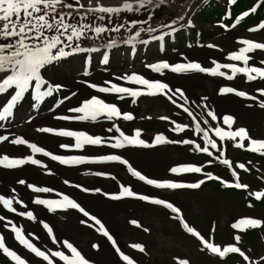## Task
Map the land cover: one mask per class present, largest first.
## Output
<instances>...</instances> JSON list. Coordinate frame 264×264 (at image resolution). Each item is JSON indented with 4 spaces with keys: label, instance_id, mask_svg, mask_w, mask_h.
<instances>
[{
    "label": "snow or ice",
    "instance_id": "6c2138e0",
    "mask_svg": "<svg viewBox=\"0 0 264 264\" xmlns=\"http://www.w3.org/2000/svg\"><path fill=\"white\" fill-rule=\"evenodd\" d=\"M201 2L206 4L207 0H201ZM234 2L235 0H227L228 5H232ZM259 3L260 0H257V4L252 8L239 13L231 24L226 19L230 16V11H225L218 22V27L224 30L230 27L234 28L236 22L254 12ZM171 9V0H120L117 4H105L102 0H86V3L83 0H0V98H2L0 99V129L5 128V122L15 119L16 110L25 99L29 101L32 112L38 111L43 103L51 101L48 111L52 112L64 106L66 101L76 98L81 90L73 91L65 83L55 82L52 79V72L70 60H78L79 66L74 69L78 77L75 82L86 86V89L91 91H86L75 106L67 107L66 114L55 115L53 119L81 123L107 121L110 122V126L106 131L113 134L108 136L91 134L87 130H76L69 126H43L36 128L35 131L48 134L53 138H70L71 143H58L57 145L59 149L65 150H85L89 147H108L112 150H120L128 147L152 148L163 145H185L189 153L202 154L209 158L205 161L208 165L218 159L219 163L228 166L231 179H222L219 175L206 171L204 164L199 162L180 163L169 167L167 172L173 174V178H149L141 170H137L122 154L116 152L98 155L54 154L45 147L30 142L22 135H13L9 139L10 134H0V142L23 146L30 154L20 156L0 154V167L11 170L24 165H32L43 168L51 174V169L42 162V159L36 158V154H40L52 162L69 167L113 162L122 165L126 173L136 181L158 190L198 189L208 180H217L225 187L247 190L248 186L239 182L235 169L244 171H248V169L245 164L239 161L233 164L229 159L224 158L225 153L222 146L227 141L235 147L264 155V137L254 138L245 127H234L235 118L230 114L222 116V124L218 123L213 126L212 122L218 120L219 114L208 106L207 96L200 97L198 102L189 101L180 87L172 88L162 79L146 77L134 70H125L120 74L112 73V78L104 79L102 83L92 82L90 79L94 62L98 65H109L112 58L110 50L118 51L119 45L131 46V53H135L138 51L137 45H149L150 42H157L158 50L164 51L163 45L159 42L165 41L173 34H178L180 29L194 27L192 18ZM157 12L161 16H166L167 19L166 22L159 20L153 26L152 22L157 20ZM246 30L250 33L264 30V20ZM111 33L121 34V38L117 39L112 36L105 42L106 34ZM123 33H127V38H122ZM144 34L147 35L142 39ZM89 41L92 43L89 44ZM236 44L239 46L224 54L227 62L211 59L210 66H205L200 61L188 59L183 53H180L181 59L176 62H171L167 58H157L153 62L144 63L143 68L160 76L165 73L177 75L193 73L222 78V81L227 82H233L237 77L245 83L264 82V58H259L256 64L250 63L257 51L264 52V42L237 37ZM200 46L209 49L219 48L212 42ZM188 47H192V45H188ZM221 52H223L222 49ZM103 71L107 72L108 68L105 67ZM255 91L260 94L259 99L247 90H240L229 83L221 82L217 87V95H234L238 98L249 99L257 102L256 106L264 110V88H256ZM65 92L67 94H64ZM142 95L162 96L177 109H182V112L187 114V117L190 118L187 124L177 122L166 115L159 117L162 121L170 122L172 126L168 131L177 134V138H169L163 132H157L151 136L150 141H146L141 138L140 129H132L130 133L122 130L118 122L121 120L128 122L134 117L131 112L122 110L117 102L130 98V102L136 104ZM107 97L112 99L109 100ZM190 104H195L196 108L201 110L200 113L194 112L189 106ZM252 106L249 105V107ZM33 119L34 116L29 114L25 122ZM225 125L227 128L224 127ZM181 134L195 138L181 139L179 138ZM214 153H219V156H215ZM84 174L110 177L116 182L118 190L109 192L102 191L99 187H83L79 183H71L68 179H64L63 184L82 192L100 193L111 200L133 198L151 205L161 206L173 214L172 219L178 222V227L184 233L194 238L200 252L220 259L226 258L229 254H235L243 264H264V254H253L255 255L253 258V255L242 250L239 246L240 235H233L234 242L217 244L214 240V231L201 234L186 221L179 207L167 198H161L159 193L144 194L134 191L130 184L121 183L110 171ZM186 174H201L202 178L191 181L178 178ZM16 183L26 185L27 189L36 194L54 191L51 187L36 186L27 183L24 179H19ZM11 193L0 194V209L26 218L28 221H35L36 216L32 210H17L15 205H23V201L15 195V188L11 189ZM247 194L257 201L264 198V190H249ZM56 196V199H45L35 195L32 197V203L42 206L48 213L69 209L81 213L88 218V220H80L81 224L93 221L94 223L89 224V227L99 226L96 227V231L106 237L111 244L118 257V264H136L134 259L121 251L112 235L96 216L86 211L70 194L57 192ZM24 206L26 207V205ZM248 206L251 207V204ZM0 222H4L3 228L8 233L7 237L0 234V257L3 258L0 264H29V261L18 254L17 250H13L7 245L8 238L14 240L21 249L37 258V264H94L67 239L58 241L52 227L43 220L39 223L46 232L47 238L53 246L59 244L55 250L47 245L43 249L38 247L33 242L40 240L38 235L31 231L25 234L23 225L14 223L5 215H0ZM129 223L137 227L140 226L135 219ZM230 227L237 232L256 229L264 232V219L249 216L239 217L234 219ZM143 231L148 232L149 229L144 228ZM91 247L96 249L98 245L93 243ZM61 248L65 249L67 254L60 250ZM131 248L141 253L145 252V247L141 243H134ZM172 260L175 264H190L189 260L175 256L172 257Z\"/></svg>",
    "mask_w": 264,
    "mask_h": 264
},
{
    "label": "bare ground",
    "instance_id": "6f19581e",
    "mask_svg": "<svg viewBox=\"0 0 264 264\" xmlns=\"http://www.w3.org/2000/svg\"><path fill=\"white\" fill-rule=\"evenodd\" d=\"M177 1V4L175 3ZM193 1L194 0H171L172 11L180 12L181 15H185L190 18L193 13ZM86 3V0H83ZM105 4H117L120 0H102ZM133 15V14H129ZM140 16L142 14H134ZM157 20L153 21L155 24L159 20L166 22L167 17L161 16L157 12ZM123 19V18H121ZM194 27L202 29L205 24H194ZM212 30L218 32V36L205 40L201 35L199 36L198 42L192 45V47L186 46V48L176 49L175 54H168L165 50L164 41L162 45L164 51L161 52L160 58H167L171 62H176L181 59L180 53H183L188 59H194L200 61L205 66H210L211 59H217L219 62H227L224 54L227 51L232 50L234 47H238L236 44V38H251L258 42H264V30H260L261 37H253L252 34L240 35L235 25L234 28H228L227 30L220 29L217 24L210 26ZM185 30V29H184ZM186 33H189V29H186ZM147 34H144L141 38H145ZM222 35H225L222 36ZM114 36L117 39L121 38V34L111 33L106 34L105 42L107 38ZM122 38H127V33H123ZM215 43L219 46L216 49H209L204 46L207 43ZM92 42L89 41V44ZM151 44V42H150ZM148 45H137L138 52L131 53V46L119 45V51L112 52V58H115L121 63L130 61L126 65L120 63L112 65H98V67L92 68V75L90 77L92 82L102 83L104 79H111L112 73L120 74L127 71H137L144 74L146 77L159 78L169 83L170 87H180L189 101H199L202 96L208 97V106L212 108L216 113L219 114L217 122L222 124V116L224 114L233 115L235 118L234 127H245L249 134L257 138L260 134L264 133V110L259 109L256 102L252 100H245L243 98L235 97L234 95L220 96L217 95V87L221 82L229 83L231 86H235L240 90H247L244 86L243 80L235 82L222 81V78L209 77L206 74H171L165 73L163 76L159 74L150 73L148 70L143 68V64L146 62H153L157 58H152L153 50L155 47H147ZM221 49L223 52H221ZM143 53V54H142ZM152 54V55H151ZM95 55V54H88ZM254 58H264V54H259L258 51L254 54ZM79 65L78 60H70L69 62L62 65L58 70L52 72V79L55 82H62L69 86L73 91L80 89V94L69 101L64 103V106L57 112H66L67 107L75 106L78 99H80L86 91V86L77 84V74L74 71L76 69L72 64ZM107 67L108 71L105 72L103 69ZM63 73H56L60 71ZM256 82V81H255ZM124 83V82H121ZM258 83V82H257ZM264 83V82H263ZM248 91V90H247ZM251 94V92H249ZM258 93V92H256ZM64 94H67L66 92ZM255 95V94H251ZM111 100V97H107ZM155 99H162L167 106L165 108L166 116L171 119L177 120V122L186 123L190 120L189 117H184L182 109H177L175 105L171 104L162 96L152 97ZM180 102V101H178ZM120 108L124 111L132 113L134 119L128 122L119 121L118 123L122 127V130L126 133H130L132 129L141 130V138L146 141H150L151 136L157 132H163L169 138H177V134L171 133L168 129L172 126L169 121H165L168 125H164L163 128L154 132H147L141 129V124L144 122L156 123L162 122L159 119L160 116H155L152 105H142L137 101L136 104L130 102V98L117 102ZM49 104V103H48ZM249 105H253L249 107ZM22 108L30 109L29 101H25L20 105ZM49 105L45 106L46 108ZM195 106V104H190ZM194 111V109H192ZM200 109L197 108V112L200 113ZM144 112L143 116H140ZM179 113V115H177ZM53 115V114H52ZM61 121L53 120V118L44 116L41 120H33L29 123L22 133V135L30 142H35L38 146L45 147L47 150L52 151L54 154L73 155V154H108L109 152H116L122 154L124 158L128 159L129 162L137 169L141 170L143 174L149 176V178H173V174L168 173L167 169L172 166H176L180 163H195L199 162L204 164L205 170L210 171V165L201 161L196 153H189L187 146L185 145H163L155 146L152 148H141V147H128L120 150H112L108 147L92 148L89 147L85 150H72V149H59L58 143H71L70 138H53L48 134L39 133L35 131L37 126L43 124H50L53 126L60 125ZM72 124V123H71ZM77 127L81 130H87L91 134H100L104 136L112 135L108 133L106 129L110 126V122L102 121L98 123L92 122H74ZM46 125V126H47ZM227 128V126H224ZM187 133V130H186ZM1 134V133H0ZM29 137L33 140H30ZM179 138H195L190 137L186 134H181ZM11 139V138H10ZM199 142V141H198ZM223 150V146H222ZM24 148L22 146H13L8 142H0V154H8L10 156L23 155ZM36 158L42 159V162L51 169V174L42 168L34 167L32 165H24L16 169H3L0 167V194H12L11 189L15 188V195L22 199L23 205H15L18 211L32 210L36 216L35 221H28L26 218L18 217L13 213H7L0 209V215H5L7 218L12 219L14 223L23 225L25 234L31 231L40 237V240L33 241L38 247L45 245L52 247L55 250L58 245L53 246L51 241L47 238L46 232L43 230L42 225L39 221L43 220L52 227L54 236L57 237L58 241L67 239L72 243L86 258L94 262V264H118V257L115 255L114 249L111 244L107 241L106 237L102 236L96 231V227H89V224H93V221H88L87 224H81L80 220H88L81 213L75 210H56L53 213H48L42 206L35 205L32 203V197L39 195L45 199H56L57 192H63L64 194H70L86 211L91 215L96 216L104 227L112 235L113 239L117 243V246L126 255H129L136 261V264H175L172 257H178L189 260L190 264H202L205 263V256L203 252H200L196 247L194 238H191L188 234L184 233L182 229L178 227V222L172 219V213L168 210L163 209L161 206L151 205L147 202L139 201L133 198H124L121 200H111L108 197L103 196L100 193L82 192L79 189L70 187L69 185L63 184L64 179H68L71 183H79L83 187L94 188L99 187L102 191H116L118 186L116 182L110 177H95L94 175H85L84 173H94L96 171H110L112 175L116 176L117 180L124 184H130L134 191L149 194L159 193L161 198H167L170 202H173L177 207L181 209L182 215L186 221L194 226L201 234H206L207 228H203L198 219L200 216H205L212 219L222 221L224 214L220 210H211L207 203L202 202L193 195L191 189H179V190H158L153 189L150 186L144 185L140 181H136L129 174L122 165L107 162L104 164L95 165H81V166H62L57 162L50 161L49 158L42 157L40 154H36ZM240 163L248 164V161L239 159ZM237 171V169H235ZM195 174H186L178 177L184 180H193ZM238 175V173H237ZM24 179L27 183H32L36 186L51 187L54 189L52 193H32L31 190L27 189L26 185H19L16 183L17 180ZM26 205V207L24 206ZM238 215H230L228 217L229 224L234 221ZM135 219L140 225L137 227L129 223V221ZM3 223L0 222V234L8 236L7 230L3 228ZM148 228V232H144L143 229ZM238 234L235 231L234 235ZM31 239V238H30ZM215 239V238H214ZM216 242V241H215ZM96 243L98 247L93 249L91 245ZM134 243H141L145 247V252L141 253L136 249L131 248ZM7 245L12 247L13 250H17L24 258L29 261V264H37V258H34L31 254L27 253L26 250L20 248L16 242L10 238L7 239ZM60 250L67 251L63 248ZM163 257H166L164 261ZM211 258V257H210ZM3 258L0 257V261Z\"/></svg>",
    "mask_w": 264,
    "mask_h": 264
},
{
    "label": "rangeland",
    "instance_id": "374dc122",
    "mask_svg": "<svg viewBox=\"0 0 264 264\" xmlns=\"http://www.w3.org/2000/svg\"><path fill=\"white\" fill-rule=\"evenodd\" d=\"M251 2V0H239V3L236 4V12L241 11L243 8H245L249 3ZM177 4V1L175 2ZM206 5L205 3H202L201 0H194L193 1V13L192 15V19L193 22L195 24H205V27L202 28L200 30V33L203 34V37L206 40H210L211 38L218 36V32L215 30H212L210 28V26H212L214 23H217L216 21H214V17L218 16L219 19H221L220 17H222V12L219 9V6L217 8H215L214 6H212L211 8H207L206 13H210L212 14L211 19L210 16L206 15L203 16L202 12L206 9V7L204 8V5ZM219 4V3H217ZM204 8V9H203ZM225 8L228 9V6H226ZM200 11V13H198ZM239 13H235V11L232 13V16L230 15L229 17H227V21L229 24L232 23V21L235 20V17L238 15ZM218 19V18H216ZM257 22L256 21H251L249 20L248 17H244L242 18L238 23H237V29L239 31L240 35H246V34H252L256 37H261L260 32H248L246 29L248 27H251L253 25H255ZM195 31V30H194ZM199 33V32H198ZM225 37V35H222ZM197 36L195 38L194 32H192V35L190 36L191 39H189V37H183V36H179V39L177 40V44L175 45L173 41L169 40V42L167 43V53L168 54H175L176 51H173V49H179V48H186V46L189 45L190 42H195L198 40ZM156 53V51H154ZM157 54V53H156ZM255 60V59H252ZM251 60V61H252ZM257 61V60H255ZM121 62V61H120ZM119 60L113 58L111 60L110 65L114 66L117 63H120ZM127 63L125 62L124 65H126ZM252 64H255V62L253 61ZM73 67H78L79 65L77 64H72ZM98 64H96L94 62V67H97ZM60 71H56V73L60 72ZM259 86L263 87L262 82L259 83H252L251 86H248V89H256ZM139 103H141L142 105L146 106V105H152L153 109H154V115L158 116V115H162L164 116V112H165V107L167 108V106H165L164 102H161L158 100L153 101L151 99H147L146 97H141L138 98L137 100ZM144 112H142V114L140 116H143ZM215 123V121H213ZM164 125H168L165 121L162 122H156V123H148V122H144L141 124V129L147 132H154L156 130H159L161 128L164 127ZM214 126V125H213ZM26 128L25 125H22L20 130H24ZM245 149H241L238 147L233 146V144L231 142H227L225 143V156L228 159H231L235 162H237V160H239V158H245L248 159L250 161V163L248 164V166H246V168L248 169V171H244L243 169L239 170V175H240V179L241 182L246 185L250 184V185H257V187H262V184L264 183V163H256L254 162L255 160L253 159L252 156H248L244 153L243 151ZM201 155L202 157V161L205 162L207 159L206 156L202 155V154H198ZM215 156H219V153H214ZM252 157V158H251ZM260 166H257L259 165ZM211 168V172L213 173H217L220 172L221 176H229L230 175V169L228 166L222 165L221 163H219L218 159L213 160V163L210 165ZM258 174L261 175L262 178L258 177ZM195 179H201L202 176L201 174H196L194 176ZM221 183L217 180H208L205 181L202 186L198 189L193 191V195H195L196 198H198L199 200H201L202 202H205L208 204L209 208L211 210H220L224 216L222 217V221L220 220H215L212 218H208L205 216H200V218L198 219V222L200 223V225L203 228H208V226L210 225L211 221L215 222V231L214 234L215 236L218 238V240L222 243L226 240L227 236H228V230H227V222H228V217L230 215H239V214H248V213H255V214H262L263 218H264V206L257 204L254 205L253 208H250L247 204H246V199L245 197H247V195L244 197V194L242 191H248V190H242L239 193L237 191H233L232 187H223V185H221ZM223 188H225L226 190H224ZM248 200V199H247ZM252 207V206H251ZM263 233V232H261ZM260 235H258L256 233L254 239L252 234H248L245 236V241L246 242H251L249 245L246 244L244 242L243 245H245L244 247L248 250H250L251 253L255 254V255H261L264 254V246L260 241ZM224 239V240H223ZM203 252V255L206 257L205 258V263L202 264H241L239 261L234 260L232 258H226L225 261L223 260H216L214 258H210L207 257V253ZM164 259H166V257H163L162 260L164 261Z\"/></svg>",
    "mask_w": 264,
    "mask_h": 264
}]
</instances>
